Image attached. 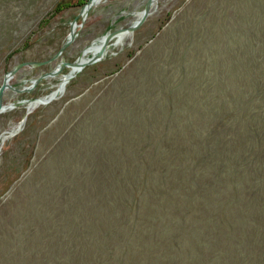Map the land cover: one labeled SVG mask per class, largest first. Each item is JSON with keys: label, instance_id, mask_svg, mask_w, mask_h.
<instances>
[{"label": "rangeland", "instance_id": "obj_1", "mask_svg": "<svg viewBox=\"0 0 264 264\" xmlns=\"http://www.w3.org/2000/svg\"><path fill=\"white\" fill-rule=\"evenodd\" d=\"M86 1L0 0V84L45 61L0 138L147 2ZM127 36L0 143V264H264V0H157Z\"/></svg>", "mask_w": 264, "mask_h": 264}, {"label": "water", "instance_id": "obj_2", "mask_svg": "<svg viewBox=\"0 0 264 264\" xmlns=\"http://www.w3.org/2000/svg\"><path fill=\"white\" fill-rule=\"evenodd\" d=\"M94 1L96 0H87L82 8H81V11H80V15L82 17V20L85 19L87 13H88V10L90 9V7L93 5ZM157 2V0H147L146 4H145V7L144 9L140 12V16L135 20L133 21L130 25H128L127 27H123V28H120L116 31H113V32H108L106 33L105 35H103V44H102V47L100 48L99 52L96 54V55H91L90 57L84 59V60H81L80 58L76 59L75 61L69 63V66L72 67L75 71H81L85 66L87 65H90V64H93L99 60H101L103 58V54H104V49H105V46L107 44V42L113 37V35L117 32V31H124L126 33H130L132 34L134 32V30L139 27L146 19V17L148 16V14L150 13V9L153 5H155V3ZM81 25V24H79ZM78 26V24L76 23V20L74 19L71 23V27H70V32L67 36V39L66 41L62 44L60 50L58 53H61L62 50L74 39V37L76 36V30H75V27ZM45 61H23V62H20V63H16L9 71H7L5 74H4V78H3V81L2 83L0 84V112H3L7 109H11L13 108L15 105L17 104H21L22 102L21 101H18L16 103H9V104H3L2 103V97H3V94H4V91L10 87V80L16 75V73L23 67L25 66H29V67H34V66H37V65H40L42 63H44ZM60 65H62L60 63ZM58 65L55 69H53L52 71H50L49 73H46V74H43V75H40L39 77H37L36 79L32 80L31 83L32 84H35L38 80H40L41 78H43L44 76H47V75H52L54 74L55 72H57L58 70V67L60 66ZM68 77H72V74L68 75ZM65 89V81L62 83L61 85V91H63ZM52 99V97H49V98H45V99H41V98H37V99H33L35 100V103L34 105H38V104H41V103H45V102H48ZM26 115H27V112H25V115L23 117V119L26 118ZM15 132V130H10L8 132L7 135H5V137L9 136V135H12L13 133Z\"/></svg>", "mask_w": 264, "mask_h": 264}, {"label": "bare ground", "instance_id": "obj_3", "mask_svg": "<svg viewBox=\"0 0 264 264\" xmlns=\"http://www.w3.org/2000/svg\"><path fill=\"white\" fill-rule=\"evenodd\" d=\"M101 1H102V0H96V1H94L93 5H92L91 7H93V6L97 5V4H99ZM91 7H90V8H91ZM76 27H77V26H76ZM76 27H75V30H76ZM127 35L130 36L131 34H130V33H126V32H124V31H117V32L113 35V37L107 42V44H106V46H105V49H104V54H103V56L106 54V51H107V49H108L110 43H111L116 37H118V42H119L120 40H122V39H123L125 36H127ZM129 36H127L126 38H128ZM126 38H125V39H126ZM125 39H124L123 41H121V42L119 43V45L122 46V44L124 43ZM102 42H103V37H102ZM118 42H117V43H118ZM116 45H117V44H116ZM119 45H118V46H119ZM95 47H96V45H95V43H94V44H91L90 46H88L87 48H85V50L83 51V53H82L80 59H81V60L86 59L87 54H88L91 50H93ZM97 50H100V49L97 48ZM70 68H72V67H70ZM78 72H79V71H75L73 68L68 72V74L65 76V79H64V81H65V86H66V84L69 82V80H70L71 78H73V77L75 76V74L78 73ZM70 74H72V77H68V75H70ZM64 81H63V82H64ZM61 85H62V83H61ZM61 85H60L56 90L52 91L49 95L44 96V97H41V99H45V98L52 97V99L50 100V101H52V100H54V99L59 98V97L64 93V90L61 91ZM50 101L45 102V103H41V104H47V103H49ZM34 103H35V100H31V101L27 102V107H28L27 115H28V114H29V113H30V112H31V111L37 106V105H34ZM38 105H39V104H38ZM24 120H25V119H23V121L19 124L20 126H18V128L15 130V132H14L12 135L18 133V132L22 129V125H23V123H24ZM7 134H8V133H7ZM7 134L2 135V137L0 138V143H1V144L5 141L6 138H8L9 136H12V135H9V136L5 137V135H7ZM9 138H10V137H9Z\"/></svg>", "mask_w": 264, "mask_h": 264}]
</instances>
